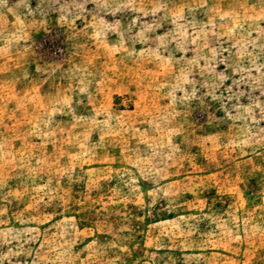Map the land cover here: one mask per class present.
Instances as JSON below:
<instances>
[{"label":"rangeland","instance_id":"obj_1","mask_svg":"<svg viewBox=\"0 0 264 264\" xmlns=\"http://www.w3.org/2000/svg\"><path fill=\"white\" fill-rule=\"evenodd\" d=\"M0 264H264V0H0Z\"/></svg>","mask_w":264,"mask_h":264}]
</instances>
